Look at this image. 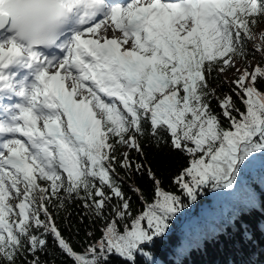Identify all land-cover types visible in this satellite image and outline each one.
Listing matches in <instances>:
<instances>
[{"label":"snow or ice","instance_id":"6c2138e0","mask_svg":"<svg viewBox=\"0 0 264 264\" xmlns=\"http://www.w3.org/2000/svg\"><path fill=\"white\" fill-rule=\"evenodd\" d=\"M148 147L188 158L178 192ZM258 156L264 0H0V264H157L189 203ZM134 175L154 189L130 188L139 212ZM77 203L81 251L57 220Z\"/></svg>","mask_w":264,"mask_h":264},{"label":"trees","instance_id":"16d2710c","mask_svg":"<svg viewBox=\"0 0 264 264\" xmlns=\"http://www.w3.org/2000/svg\"><path fill=\"white\" fill-rule=\"evenodd\" d=\"M259 59L257 55V62ZM144 162L151 163L161 176L164 190L179 191L172 178L187 166L185 155L168 148L148 147ZM253 164L257 167L252 169L251 165L242 171L234 191L206 190L196 203H189L184 213L172 222L166 238L151 249L157 264H264V156H258ZM131 187H140L151 203L152 182L146 176L126 179L125 191L132 197L134 212L144 210V202ZM68 212L70 216L62 212L57 220L64 235L81 251L86 233L95 228L90 219L80 222L83 209L79 203ZM65 219L68 226L64 225ZM49 259H54V264H72L58 250Z\"/></svg>","mask_w":264,"mask_h":264},{"label":"rangeland","instance_id":"374dc122","mask_svg":"<svg viewBox=\"0 0 264 264\" xmlns=\"http://www.w3.org/2000/svg\"><path fill=\"white\" fill-rule=\"evenodd\" d=\"M252 63L256 64L257 60L256 59L252 60ZM229 75L231 76V73H229ZM256 167H257V165L252 164V169H255Z\"/></svg>","mask_w":264,"mask_h":264}]
</instances>
